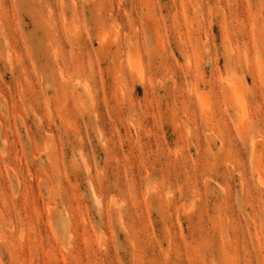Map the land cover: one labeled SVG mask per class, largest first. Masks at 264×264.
Masks as SVG:
<instances>
[{"label": "rangeland", "instance_id": "rangeland-1", "mask_svg": "<svg viewBox=\"0 0 264 264\" xmlns=\"http://www.w3.org/2000/svg\"><path fill=\"white\" fill-rule=\"evenodd\" d=\"M0 264H264V0H0Z\"/></svg>", "mask_w": 264, "mask_h": 264}]
</instances>
